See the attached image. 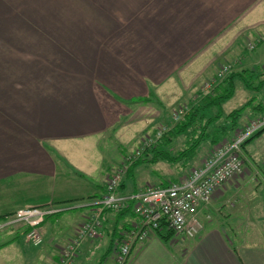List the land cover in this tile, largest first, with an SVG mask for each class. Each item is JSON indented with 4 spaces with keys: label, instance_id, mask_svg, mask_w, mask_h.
Returning <instances> with one entry per match:
<instances>
[{
    "label": "crops",
    "instance_id": "obj_1",
    "mask_svg": "<svg viewBox=\"0 0 264 264\" xmlns=\"http://www.w3.org/2000/svg\"><path fill=\"white\" fill-rule=\"evenodd\" d=\"M80 5L83 12L95 7L93 26H77L71 15L69 32H43L37 39L19 24L21 38L28 36L18 44L37 54L49 46L59 61L53 69H72L40 80L37 70L36 81L22 68L18 79L0 70V219L26 206L57 210L43 224L40 246L27 241L24 226L0 230V264L58 263L106 192L125 149L137 148L139 136L164 116L138 98L155 92L169 108L201 78L215 75L219 66H213L242 37L256 34L264 41V0H81ZM12 13L0 17V50L11 38L3 28ZM32 27L34 33L41 29ZM75 29L82 34L76 39ZM86 29L93 35H85ZM0 55L2 61L18 60L14 53ZM241 56L227 62H242ZM55 77L63 79L62 86H52ZM162 163L137 166L119 195L180 181L183 170L167 175ZM248 185L243 174L214 192L199 209L205 228L198 236L174 233L164 240L156 232L133 245L126 264H264V187L249 196L255 192ZM124 209L104 212L100 235L84 240L74 264H99L110 255L115 264L125 233L140 221L132 204Z\"/></svg>",
    "mask_w": 264,
    "mask_h": 264
},
{
    "label": "rangeland",
    "instance_id": "obj_2",
    "mask_svg": "<svg viewBox=\"0 0 264 264\" xmlns=\"http://www.w3.org/2000/svg\"><path fill=\"white\" fill-rule=\"evenodd\" d=\"M80 4H81V0H45V2H42V4L40 5L38 4L37 0H0V17L8 16L9 12H13L12 13L13 16H11L10 18L4 21V22L8 21L9 26L7 28H3L5 32H10L11 38L9 39L5 38L7 39L4 42L6 50H0V52L14 53L13 56H15L18 59L11 61L0 60V70L1 69L4 70L3 74H9L10 76H15V78L18 79L19 78L18 70L22 68L23 70L27 71L28 78L36 81L35 71L37 70L43 74L40 77H38V79L40 80V79H44L45 75L49 77L48 73L60 72L61 70L72 69V67L66 65L64 67L65 69L63 68V69L54 70L53 69L54 66L56 67L55 62L59 63V61H57L56 59L57 57L55 58L53 55H51L52 50L49 48V46H47V50L45 47H43L42 54L41 53L37 54L34 48L32 50V46H27V45L24 46L23 43L18 44V42L19 40L23 41L24 38L28 35L31 37L36 36L38 39L39 37L42 36L43 32L51 31L54 34L58 33L60 35H63V33L65 34V32H69V30L71 29H69V26L67 25V20L71 19V15H73V18H75L74 19L75 22L77 21L80 22V24H77V26H83V27L93 26L92 22L94 21L92 20L96 18V12H94L95 7L93 6L87 7L86 9L89 11L83 12V9L78 7V5L81 6ZM35 7H36V12L34 11ZM19 24L25 27L26 32L28 34L24 38H21L23 30L21 29V26ZM32 26H36V28H41V29L36 30L34 33ZM80 32H81L80 29L74 30L73 32L74 39H76L75 36L82 35ZM85 32H86L85 35L90 36L93 35L94 30L86 29ZM18 36H20L21 39H18ZM58 47H66V46H58ZM17 49H20V52H22V54L18 53ZM24 49L25 52L23 53ZM236 53L242 55L241 56L243 57L242 62L238 60L227 62L235 58ZM221 62L222 64H219ZM63 65L65 64L63 63ZM215 66H219L218 67L219 69L215 75L210 74L209 76H205L201 78L200 82L193 88H189L187 92L184 95H182V98H179L173 106H170L168 108L164 104L159 105L158 103H154V102L147 103L156 106L157 107L156 109L160 111L159 113H162L164 116L161 117L158 113L159 116L157 117V119L160 117L159 121L156 120L157 123L149 128L150 130L147 135L141 134V136H139L140 140L138 139V141L140 142L148 135L149 136L155 135L156 133L155 131L159 127L167 126L168 130H170L173 127V125L176 124L174 120V115L178 112V110H180L182 107H187L188 109L189 106L188 104H190L191 99L199 98L200 93L206 94L213 91L232 72L235 71L241 72L245 69L256 68V72L258 73L253 76L252 82L254 86H258L260 80H264V74L261 77V74L264 73V41L258 42L256 40V34L242 37L240 42L234 45L231 48V50L228 52V54L223 58H221L220 61L216 63V65H214L213 67L215 68ZM225 67H228L230 72L229 73L227 72L228 74H226V72L220 73V71H222ZM51 84L53 87L62 86L63 79L55 77L53 78ZM235 84H236V90L234 96L231 99L224 102L223 104L224 114L227 115L228 113H230L235 109H240L246 106H248L250 109L249 111L246 110V112L242 115L240 119L241 125L239 128L235 130L236 132L233 133L232 137L236 135V133L239 131L238 129L242 128L251 120L264 116V114H255L256 112H258L257 110L258 106L260 104H264V85L260 88V90H255V89H248L245 86V84L239 79L236 80ZM151 93L154 94L155 98H158L155 92H151ZM215 112L216 111H213V114H216ZM225 122H226L225 119H222L218 122V124L222 125ZM109 133L110 132H108L107 136L109 135ZM108 142L113 146L117 144L116 141L114 140ZM187 142H188V136H186V134L185 135L181 134L173 137V139H171L168 146L165 144L166 146L164 147L166 148V150L167 149L171 150V152L175 154L178 150L184 149ZM105 143L103 145L105 147H108L109 144L106 145L107 143L106 144ZM157 143L158 141L153 143L151 146L147 147L146 150L152 147L153 145L155 146ZM140 145L141 144L139 143L138 147ZM217 146L211 147L210 141L207 140L205 143H203L201 153L197 156L195 161L192 164H189L188 166H186L181 161L172 164L170 162L159 160L161 162L166 163V165H163L165 163H162L160 165V167L164 166L165 168V169H161V171L162 173L163 172L167 173V175L176 176L178 175V170L179 171L183 170L182 171L183 177L180 179L182 180L188 177L193 169L202 166L205 160L212 154V151H214V149ZM137 148H135V146L134 147L129 146V148L125 149L123 154V160L127 157V155L135 152ZM143 154L140 157H142ZM152 155L154 154H150L148 158H151ZM240 155L244 161V175L249 183L248 186L250 190L247 189V191L249 190V192L250 191L255 192L254 195L249 194V196H258L259 190L261 189L262 186L264 187V133H262L259 137L255 138L250 143H248L246 147H242V151L240 152ZM123 160L121 164L118 166V168L121 167L122 163L124 162ZM142 167L151 168V166H147V165H143ZM145 177L146 176H144V178ZM145 181L146 180H144L143 182ZM171 182H177V181H171ZM254 185L255 188L253 187ZM102 254L103 252L100 253V256ZM111 256L112 255H110L105 260H102L101 258L102 261L100 263L113 264V259Z\"/></svg>",
    "mask_w": 264,
    "mask_h": 264
},
{
    "label": "built area",
    "instance_id": "obj_3",
    "mask_svg": "<svg viewBox=\"0 0 264 264\" xmlns=\"http://www.w3.org/2000/svg\"><path fill=\"white\" fill-rule=\"evenodd\" d=\"M222 72L228 74L230 71L225 67L220 71ZM187 110V107L178 110L174 115L175 122L179 121ZM263 128L264 116L251 120L238 129L233 138L224 139L203 165L193 169L188 177L166 186L148 185L138 193L121 197L119 189L130 166L147 147L157 142L168 130L167 126L159 127L155 135L146 136L136 151L127 155L121 167L109 176L106 192L88 219L80 224L75 237L62 250L57 264L75 263L84 240L95 239L100 235L101 217L104 212L120 211L131 204L140 221L137 226L125 233L116 253L115 264H126L133 245L147 240L163 224L176 234L188 238L198 236L205 228L199 217L200 207L211 202L214 192L220 186L244 174V161L240 155L243 144ZM56 213L57 210L52 205L21 207L0 219V230L24 226L27 241L33 246H40L44 241L43 224L49 216Z\"/></svg>",
    "mask_w": 264,
    "mask_h": 264
},
{
    "label": "trees",
    "instance_id": "obj_4",
    "mask_svg": "<svg viewBox=\"0 0 264 264\" xmlns=\"http://www.w3.org/2000/svg\"><path fill=\"white\" fill-rule=\"evenodd\" d=\"M257 73L256 68L245 69L241 72H232L213 91L206 94L200 93L199 98L191 99L190 104H188V110L181 119L176 122L170 130L163 134L155 146L153 145L147 149L143 156L138 158L130 166L127 175L134 174L135 168L141 164L155 163L159 160L172 164L181 161L188 166L192 164L201 153L203 143L207 140L210 141L211 147H214L219 145L224 139H231L233 133L236 132L235 130L241 125L240 119L242 115L249 107L246 106L235 109L225 115L223 104L234 96L236 90L235 82L237 79L241 80L248 89L260 90L264 85V80H260L258 86H254L252 82L253 76ZM263 74L264 73L261 74V77ZM136 102L143 104L154 102L162 105V102L158 98H155L153 93H150L148 97L139 98ZM257 110L258 112L255 114H264V104H260ZM213 111H216V114H213ZM222 119H225L226 122L219 125L218 122ZM262 133H264V128L248 139L243 144V147H246L248 143L259 137ZM181 134H186V136H188V142L184 149L178 150L175 154L171 152V150H166L164 146H168L173 137ZM148 154L154 155L151 159H148ZM124 185L125 182L123 180L120 188L124 187ZM126 211L127 209L120 210L122 213ZM8 214H5L3 217ZM157 233L164 240H168L175 232L169 229L166 224H163Z\"/></svg>",
    "mask_w": 264,
    "mask_h": 264
}]
</instances>
